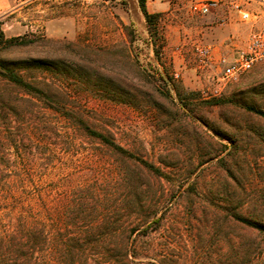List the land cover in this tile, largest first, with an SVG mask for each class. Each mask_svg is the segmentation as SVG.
I'll use <instances>...</instances> for the list:
<instances>
[{"label": "rangeland", "instance_id": "rangeland-1", "mask_svg": "<svg viewBox=\"0 0 264 264\" xmlns=\"http://www.w3.org/2000/svg\"><path fill=\"white\" fill-rule=\"evenodd\" d=\"M229 1L223 19H173V0H145L157 14L150 30L137 0H0L4 35L35 38L0 58L43 90L37 99L7 87L0 175L27 172L47 220L96 224L69 246L43 241L40 256L56 264L71 246L80 264H264V233L232 216L264 223V117L246 107L264 111V60L208 96L214 70H199L194 50L231 58L264 25L262 5L250 2L257 16L243 21ZM157 3L167 8L151 11Z\"/></svg>", "mask_w": 264, "mask_h": 264}, {"label": "trees", "instance_id": "trees-1", "mask_svg": "<svg viewBox=\"0 0 264 264\" xmlns=\"http://www.w3.org/2000/svg\"><path fill=\"white\" fill-rule=\"evenodd\" d=\"M139 9L143 15L146 27L155 23L157 14L148 12L145 0H137ZM1 25V22H0ZM35 41V38H27L24 35L6 37L0 28V48L6 49L11 46L26 45ZM28 65L39 67L44 62L37 58H30L25 62ZM14 62L0 58V102L6 104L7 87H15L30 98L39 99L43 90L37 83L30 82L13 65ZM49 65V64H48ZM28 98V99H30ZM214 101V100H212ZM220 100L214 101L218 103ZM247 109L264 117V111L253 106L247 105ZM70 115V114H67ZM85 133L99 139L102 143L112 149L124 153L129 157H134L132 152L116 143L110 136L92 130L83 120L80 119ZM10 144V143H9ZM10 147V146H8ZM136 159L147 169L158 171L154 165L144 159ZM30 163H27L29 165ZM9 170L10 162L2 164ZM7 166V167H6ZM29 167V166H28ZM29 170V169H28ZM9 172L0 175V264H55L51 258L40 256L39 244L43 241L64 240L67 246L74 240L76 235L88 234L95 228L94 223L85 225L80 230L72 231L74 227L70 223H57L56 220L45 218L42 215V206L39 204V197H43L41 190H35L33 180L28 178L27 172H17L12 176ZM31 186V187H30ZM16 187V188H15ZM31 189H30V188ZM49 206L45 211H51ZM53 211V210H52ZM233 218L240 221L260 233H264V223L242 216L238 213L232 214ZM158 221V218L153 219ZM56 264H80L81 260L74 259L70 255L73 249L70 247L61 248ZM83 264V262L81 263Z\"/></svg>", "mask_w": 264, "mask_h": 264}, {"label": "built area", "instance_id": "built-area-1", "mask_svg": "<svg viewBox=\"0 0 264 264\" xmlns=\"http://www.w3.org/2000/svg\"><path fill=\"white\" fill-rule=\"evenodd\" d=\"M250 2H257L264 8V0H230L229 6L241 20L250 21L257 16V13L249 10ZM218 3V0H192L189 8L193 13L207 14L217 7ZM194 50L199 70L208 68L214 70L216 83L205 93L208 96H219L227 83L236 80L264 60V25L251 29L245 44L237 48L231 58L224 55L215 56L212 46L205 43L196 44ZM177 75L178 73L175 72L174 76Z\"/></svg>", "mask_w": 264, "mask_h": 264}, {"label": "crops", "instance_id": "crops-1", "mask_svg": "<svg viewBox=\"0 0 264 264\" xmlns=\"http://www.w3.org/2000/svg\"><path fill=\"white\" fill-rule=\"evenodd\" d=\"M192 1V0H173V3L170 5V9L168 11V15L170 16V18H173V19H177L179 18L180 16L182 17L184 13H191V11L188 9V3ZM220 1L218 7H215L213 9H211L207 14L210 13V15H213L215 16V18L219 19H223L224 18V5H225V2L223 1H226V0H218ZM163 5V6H162ZM160 4V3H157V4H154L155 8L152 9L151 11H157L159 9H165L167 8V6L165 4ZM208 26H201L200 27V30L201 31H205L207 30Z\"/></svg>", "mask_w": 264, "mask_h": 264}]
</instances>
